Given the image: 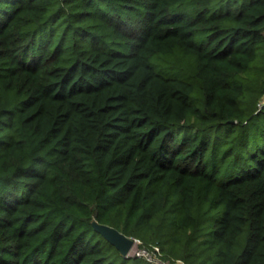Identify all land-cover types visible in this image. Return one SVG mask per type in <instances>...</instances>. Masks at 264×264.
Returning <instances> with one entry per match:
<instances>
[{
	"label": "trees",
	"instance_id": "1",
	"mask_svg": "<svg viewBox=\"0 0 264 264\" xmlns=\"http://www.w3.org/2000/svg\"><path fill=\"white\" fill-rule=\"evenodd\" d=\"M263 97L264 0H0V264H264Z\"/></svg>",
	"mask_w": 264,
	"mask_h": 264
},
{
	"label": "built area",
	"instance_id": "2",
	"mask_svg": "<svg viewBox=\"0 0 264 264\" xmlns=\"http://www.w3.org/2000/svg\"><path fill=\"white\" fill-rule=\"evenodd\" d=\"M264 103V97L259 103L260 106ZM134 242L129 249L127 256H135L148 261L151 264H185L180 258L165 257L164 253L157 243H144L141 239L132 237Z\"/></svg>",
	"mask_w": 264,
	"mask_h": 264
},
{
	"label": "water",
	"instance_id": "3",
	"mask_svg": "<svg viewBox=\"0 0 264 264\" xmlns=\"http://www.w3.org/2000/svg\"><path fill=\"white\" fill-rule=\"evenodd\" d=\"M92 225L97 232L101 233L105 239L116 246L123 256H127V253L134 242L132 237L127 236L116 227L107 223H101L97 220H93Z\"/></svg>",
	"mask_w": 264,
	"mask_h": 264
},
{
	"label": "rangeland",
	"instance_id": "4",
	"mask_svg": "<svg viewBox=\"0 0 264 264\" xmlns=\"http://www.w3.org/2000/svg\"><path fill=\"white\" fill-rule=\"evenodd\" d=\"M245 128L248 131L252 132V134L256 131L258 132V131H261L262 129H264V109L261 112L257 113L256 115H254L249 120V123L245 126ZM224 129L227 130V129H229V127H224ZM263 141H264V132H263V134H262V132H260L258 138L256 139V143H262ZM240 148L242 150L243 146H240ZM237 167H238V165L234 164L233 167L231 168V170H235V169H237Z\"/></svg>",
	"mask_w": 264,
	"mask_h": 264
}]
</instances>
